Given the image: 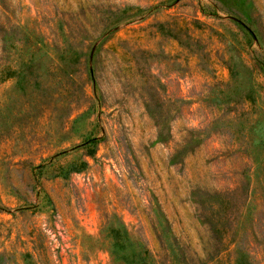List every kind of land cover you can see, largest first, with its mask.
<instances>
[{"label": "rangeland", "instance_id": "1", "mask_svg": "<svg viewBox=\"0 0 264 264\" xmlns=\"http://www.w3.org/2000/svg\"><path fill=\"white\" fill-rule=\"evenodd\" d=\"M65 16L83 51L72 78L65 60L43 55L48 43L65 47ZM167 30L193 41L181 48ZM84 35L97 37L81 43ZM35 46L38 86L24 95L17 77L0 83L6 264H28L25 252L111 264V228L178 264L173 239L197 254L196 219L216 207L229 216V257L264 264V0H0V65L8 58L19 69ZM127 48L138 51L137 68L114 54ZM79 159L86 167L63 176Z\"/></svg>", "mask_w": 264, "mask_h": 264}, {"label": "trees", "instance_id": "2", "mask_svg": "<svg viewBox=\"0 0 264 264\" xmlns=\"http://www.w3.org/2000/svg\"><path fill=\"white\" fill-rule=\"evenodd\" d=\"M77 5V4H76ZM131 6H125L121 9V13L124 14L127 10H131ZM67 10H70L69 8ZM66 10V11H67ZM65 11V12H66ZM64 12V13H65ZM75 12V11H74ZM66 15V14H65ZM67 17H63V27L64 30L62 31V36L64 39V48H60L57 46H53L54 43H48L46 50L43 52V55L48 56L49 58L55 60V61H62L65 60L69 65L66 66L65 72L63 74L68 75V78L73 77V73L75 71V64L79 65L82 64L81 58L83 57V51L82 50H76V47H73L72 39H75L76 36H73L74 29L66 23ZM152 28H154V34L162 31V24L159 22H153ZM131 31H134L131 30ZM185 31V30H184ZM187 31V30H186ZM186 37V40H181L180 38L176 37V34H172L171 30H167V35L173 39L177 45H179L181 48H187L190 46L189 41L192 42V37L188 34V32L183 33ZM12 38V34L8 32H2V39L5 38ZM96 36H86L84 35L82 38H84L85 42H90L94 40ZM110 38V35L106 37L104 41ZM1 39V40H2ZM81 39V38H79ZM125 39H118L115 46H119L122 49V46L120 44L122 42H125ZM128 42V40H127ZM129 43V42H128ZM132 44L135 47L134 41H132ZM15 43L13 40L9 41L8 48L14 50ZM50 46V48H49ZM38 49L37 46L34 47L33 50L30 52V56H28L27 60L21 61L19 66H21L19 69L16 68L13 64L14 61L11 59H6L3 63L0 65V83L7 82L15 77L19 79V89L22 94L25 95L26 87L30 88H36L38 86L37 83V76L30 70L32 64V61H34V55L36 50ZM61 49V50H60ZM135 49V48H134ZM3 53L6 57L12 58L13 53L10 52H4V46L1 48ZM113 53V51H112ZM140 53V52H139ZM115 56H117L121 62H125L128 66V69H134L137 68L138 63V51L137 50H130V48L124 49L119 54L116 52L114 53ZM141 54V53H140ZM22 69V71H20ZM87 74L90 78V80L93 83L94 81L91 79L93 72L90 69V67L87 69ZM30 78V79H29ZM85 88V87H84ZM95 145V144H93ZM192 145L189 143H186L182 149V151H191ZM85 153L84 156L86 157H93L95 149L94 146H86L85 147ZM186 148V149H185ZM181 153V152H180ZM87 165L86 160H76L70 162L64 172L63 176H65L69 172H78L85 168ZM40 166H32L30 168L31 174H36L37 176L41 175ZM36 170V172H34ZM60 171L56 172L55 175H60ZM197 190V188H196ZM191 193H193L191 191ZM202 193V192H200ZM199 203L203 205L204 199L199 200ZM227 203V202H226ZM214 218H198L196 219V225L197 228H195V239L197 241V245L199 246V251L197 254L192 255L190 258H188L186 252L184 251V248L182 247V244L175 242L173 239L174 248L176 251L174 260L178 264H250L248 261V257L245 253H238L235 258L232 260L230 255V249L229 246L232 244V240L228 238L229 236V216L226 213V208L222 211H220L219 207H216L214 213ZM197 231V232H196ZM214 235L216 236L215 245L212 247H207V244L210 240V236ZM229 239V240H228ZM109 256H110V262L111 264H169V261L167 257L165 258V250L160 251L161 248H158L157 244V253L155 255H152L150 251L143 245H140L138 248H133V243L129 240V236L124 228H121L120 230L111 228L109 230ZM26 247V244H24ZM111 247V248H110ZM28 249L33 248V242H30V245L27 246ZM163 250V248H162ZM234 250V249H233ZM160 253V254H159ZM164 256V258H163ZM22 260L28 259V264H51V260L49 256L43 254V255H34L30 254L28 252H25L21 256ZM10 260L7 256V252L2 250L0 246V264H6V262ZM26 264V262H24Z\"/></svg>", "mask_w": 264, "mask_h": 264}]
</instances>
